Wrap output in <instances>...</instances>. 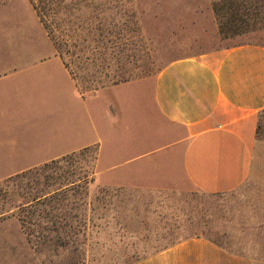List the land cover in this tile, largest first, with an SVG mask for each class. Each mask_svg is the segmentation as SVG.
Returning <instances> with one entry per match:
<instances>
[{"label":"crops","instance_id":"obj_1","mask_svg":"<svg viewBox=\"0 0 264 264\" xmlns=\"http://www.w3.org/2000/svg\"><path fill=\"white\" fill-rule=\"evenodd\" d=\"M4 7L12 12L0 16V46L12 50L0 52V85L13 84L0 90V109L46 115L60 128L29 145L2 132L7 120L0 112V182L94 147L90 185L113 187L125 236H178L166 216L170 198L187 191L217 198L206 206L205 233L162 241L122 264H264V140L257 138L264 44L231 43L177 57L152 76L87 87L29 0H5ZM18 23L30 35L5 40L3 26ZM33 30L49 52L26 51L35 44ZM10 118L9 125L19 124ZM104 142L110 165L102 163ZM0 264H41L15 214L0 217Z\"/></svg>","mask_w":264,"mask_h":264},{"label":"rangeland","instance_id":"obj_2","mask_svg":"<svg viewBox=\"0 0 264 264\" xmlns=\"http://www.w3.org/2000/svg\"><path fill=\"white\" fill-rule=\"evenodd\" d=\"M242 1L85 0L87 5L78 10L68 8L61 14L64 18L61 36L64 57L78 74L79 80L87 87H92L152 76L177 57L215 47L237 42L264 44V4L259 1L258 9H255L254 3L251 5ZM244 5H251V11L245 12ZM11 12L6 7L1 8L0 16L10 15ZM213 15L217 18V25L221 24L224 31L214 26L211 19ZM3 28L5 40L11 37L12 40H20L30 35L21 23ZM34 31L31 35L36 38L35 44L28 46L26 51L49 52L41 41L43 37ZM7 33L9 37H5ZM10 50L11 46H0V52ZM12 82L2 83L0 90L12 88ZM11 94L7 92L5 96ZM11 110L15 109H0L7 120L6 130L2 132L6 136L15 135L29 145L31 139L46 138L60 128V125L52 124L46 115L33 116L27 109L15 110L13 114ZM10 117L19 124L9 125ZM102 150V163L110 165V143L104 142ZM95 154V148L90 147L59 162L55 170L58 173L63 171L66 178H77L93 168ZM170 199L174 205L166 206V216L174 218L175 226L171 232L178 236L162 238L157 236L156 230L150 236H125L116 222L124 210L122 206L113 205V187L91 184L88 195L80 201L82 208L73 211L75 214H79L81 209L85 212L72 220V224L78 226L81 217L85 227L79 225L81 232L76 230L75 234L69 233V237L64 238L69 242L65 248L53 247L52 242L49 246H41L42 239L38 240V247L42 248L38 252L39 262L122 264L126 260L148 255L149 250L157 248L162 241L168 243L185 239L187 234L206 232V206L215 202L216 197L187 191ZM135 208L140 209L142 206ZM143 208L156 212L150 210L151 206ZM150 216L147 213V219ZM41 235L50 237L52 233L42 231ZM32 240L35 238L32 237ZM74 248L77 250L72 252Z\"/></svg>","mask_w":264,"mask_h":264},{"label":"trees","instance_id":"obj_3","mask_svg":"<svg viewBox=\"0 0 264 264\" xmlns=\"http://www.w3.org/2000/svg\"><path fill=\"white\" fill-rule=\"evenodd\" d=\"M2 1L5 0H0V2ZM29 1L52 40L57 53L68 65L62 50L63 39L61 36L64 18L61 14L68 8L78 10L87 3L85 0ZM259 1L264 4V0H243L242 2H248L251 5L254 3V8L258 9ZM251 5H244L245 12L251 11ZM255 13L259 14V11L255 10ZM219 31H224L221 24H219ZM257 138L264 139V110L259 113ZM66 158L51 160L9 176L0 182V217L5 214H15L37 253L40 252L39 249H42L38 247V240L42 239L41 246H49L52 242L53 247L65 248L69 242L64 238H68L69 233L75 234L76 230L81 232V228H78L79 225L85 227L81 217L78 219V226L72 224V220L74 221L78 215L85 212H82L81 209L79 214H75L73 211L82 208L83 204L80 201L88 195L89 185L93 181V171L91 169L89 173L77 178H66L63 171L58 173L55 170V165ZM34 230L37 231V235L34 234ZM42 231L52 233V235L50 237L40 236ZM32 237L35 240H32ZM76 250V248L71 249L72 252ZM56 251L53 250V252Z\"/></svg>","mask_w":264,"mask_h":264}]
</instances>
